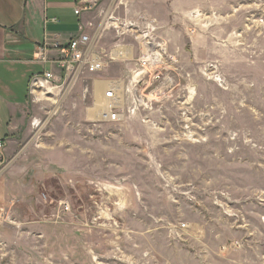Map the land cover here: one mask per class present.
Here are the masks:
<instances>
[{"label": "rangeland", "instance_id": "1", "mask_svg": "<svg viewBox=\"0 0 264 264\" xmlns=\"http://www.w3.org/2000/svg\"><path fill=\"white\" fill-rule=\"evenodd\" d=\"M95 13L117 24L102 47L120 41L135 60L150 32L170 85H138L118 124L85 123L81 82L57 104L30 97L7 185L51 175L39 189L73 212L72 252L45 264H264V0H101ZM134 66L84 80L131 89ZM11 223L0 264H21Z\"/></svg>", "mask_w": 264, "mask_h": 264}, {"label": "crops", "instance_id": "2", "mask_svg": "<svg viewBox=\"0 0 264 264\" xmlns=\"http://www.w3.org/2000/svg\"><path fill=\"white\" fill-rule=\"evenodd\" d=\"M74 7L75 0H0V139L8 142L9 161L0 172V183L2 180L1 184H5L1 185L0 194L10 200L6 205L0 204V219L18 227L15 240L8 238L10 244L18 245L21 264L54 262L58 250L62 252V245L66 248L71 241V236L61 233L71 232L73 212L67 213L59 207V200L51 199V204H55L52 206L51 193L39 189L51 175L42 174L41 180L33 185L30 181L28 186L14 183L11 187L7 185L6 175L18 162L17 157L9 156V146L18 143V135L23 132L22 125L30 113V80L47 68L46 72L58 73L54 65L40 60L43 47L45 56L51 60L59 56L54 48L56 44L66 46L83 31L96 40L97 31H107L104 26L109 20L103 14L94 12L78 17ZM102 36H106V32ZM101 43L104 42L101 40L100 46ZM15 195L21 198L12 197ZM90 229H84L85 236L92 232ZM87 241L88 247L92 241ZM71 252L69 246L63 256L69 257L67 254Z\"/></svg>", "mask_w": 264, "mask_h": 264}, {"label": "built area", "instance_id": "3", "mask_svg": "<svg viewBox=\"0 0 264 264\" xmlns=\"http://www.w3.org/2000/svg\"><path fill=\"white\" fill-rule=\"evenodd\" d=\"M100 3L101 0H75L74 13L78 17L84 14H92L97 11ZM114 24L116 23L106 22L104 29L107 31L117 30V24ZM107 31H97L98 37L96 40L83 31L80 36L73 38L66 46L56 44L54 48L57 49L59 56L51 60L45 56L46 50L43 47L40 60L54 65L58 73L53 71L44 72L32 77L29 85V95L33 102L57 104L59 100L64 101L69 97L70 91L81 82L83 102H86L88 97L92 99V105L86 106L85 123L88 125L118 124L124 119L125 96H129L131 93L133 95L138 85L145 83L144 92H152V88L156 84L159 85V88L156 86V89L161 90L170 85L166 78L163 79L161 72L165 64L166 50L161 46V43V45L156 44L157 41L151 37L150 32L144 34L142 55L138 60H135L132 57L133 49L123 45L120 41L114 42L108 49L100 46L101 40L103 42L106 38V36H102V33L105 34ZM118 35L120 34L118 33ZM124 49L127 50L125 55L123 54ZM129 50L131 57H129ZM129 62H135L134 69L130 71L133 75L131 89H125L122 80L110 81L101 77L91 78L92 83L90 84L88 83L89 79L84 80L86 76L101 75L112 64ZM101 83L105 86L100 87L99 84ZM153 94L150 95L152 98L157 97L156 91ZM140 100L139 98L137 102L142 106L145 101L143 99L140 102ZM133 103L135 104L134 101ZM145 107L149 108L147 104H145ZM33 124H38V121ZM7 151L8 142L0 139V172L9 165ZM58 205L65 212H71L70 205L62 201L58 202ZM186 228L187 225L181 226L182 230Z\"/></svg>", "mask_w": 264, "mask_h": 264}, {"label": "bare ground", "instance_id": "4", "mask_svg": "<svg viewBox=\"0 0 264 264\" xmlns=\"http://www.w3.org/2000/svg\"><path fill=\"white\" fill-rule=\"evenodd\" d=\"M112 20H113V19H112ZM114 25H116V24H114ZM126 51H127L126 49L123 50V54H124V55H125ZM129 57H131V52H130V50H129ZM218 80H219V79H218ZM218 80H217V81H218ZM220 81H221V80H220ZM218 82H219V81H218ZM99 86H100V87H103V86H105V84H102V83H101V84H99ZM122 87H123V86H122ZM192 93H193V92H192ZM140 102H142V100H140Z\"/></svg>", "mask_w": 264, "mask_h": 264}]
</instances>
